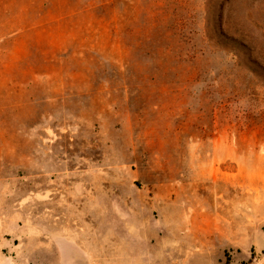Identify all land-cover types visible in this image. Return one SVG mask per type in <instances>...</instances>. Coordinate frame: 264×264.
<instances>
[{
  "label": "rangeland",
  "instance_id": "obj_1",
  "mask_svg": "<svg viewBox=\"0 0 264 264\" xmlns=\"http://www.w3.org/2000/svg\"><path fill=\"white\" fill-rule=\"evenodd\" d=\"M0 264H264V0H0Z\"/></svg>",
  "mask_w": 264,
  "mask_h": 264
}]
</instances>
